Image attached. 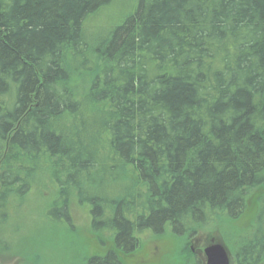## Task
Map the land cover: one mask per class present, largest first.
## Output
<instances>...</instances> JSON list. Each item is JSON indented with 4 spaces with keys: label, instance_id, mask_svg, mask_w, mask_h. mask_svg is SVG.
Returning <instances> with one entry per match:
<instances>
[{
    "label": "trees",
    "instance_id": "trees-1",
    "mask_svg": "<svg viewBox=\"0 0 264 264\" xmlns=\"http://www.w3.org/2000/svg\"><path fill=\"white\" fill-rule=\"evenodd\" d=\"M113 1L0 0V227L34 182L51 217L90 205L113 248L84 264L237 221L264 188V0H136L90 48ZM234 264H264L258 229Z\"/></svg>",
    "mask_w": 264,
    "mask_h": 264
},
{
    "label": "rangeland",
    "instance_id": "rangeland-1",
    "mask_svg": "<svg viewBox=\"0 0 264 264\" xmlns=\"http://www.w3.org/2000/svg\"><path fill=\"white\" fill-rule=\"evenodd\" d=\"M134 5L136 0H114L110 6L89 17L84 26L89 47L105 40L132 13ZM114 176L118 179L122 175ZM37 187L34 182L30 193L22 200L9 199L10 217L0 227V264H84L88 258L102 257L113 248L110 229L103 221L96 231L92 228L90 205L72 199L69 222L58 216L51 217L47 214L48 202L44 200L48 194L39 196ZM106 191L104 189L103 194ZM126 195L118 198L124 200ZM263 195L264 188L251 193L246 210L237 221L211 220L191 239H178L170 232L140 234L139 249L123 257L122 264H183L187 257L189 262L198 258L205 264L203 250L212 239L227 249L230 263L234 264L240 244L249 239L255 229L264 234Z\"/></svg>",
    "mask_w": 264,
    "mask_h": 264
},
{
    "label": "water",
    "instance_id": "water-1",
    "mask_svg": "<svg viewBox=\"0 0 264 264\" xmlns=\"http://www.w3.org/2000/svg\"><path fill=\"white\" fill-rule=\"evenodd\" d=\"M203 255L205 264H231L227 249L214 239L203 250Z\"/></svg>",
    "mask_w": 264,
    "mask_h": 264
}]
</instances>
